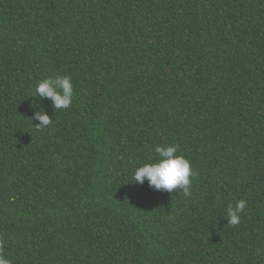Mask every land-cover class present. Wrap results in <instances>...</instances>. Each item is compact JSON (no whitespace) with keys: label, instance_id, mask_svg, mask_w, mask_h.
Segmentation results:
<instances>
[{"label":"trees","instance_id":"trees-1","mask_svg":"<svg viewBox=\"0 0 264 264\" xmlns=\"http://www.w3.org/2000/svg\"><path fill=\"white\" fill-rule=\"evenodd\" d=\"M157 146L190 196L135 184ZM0 239L12 264H264V0H0Z\"/></svg>","mask_w":264,"mask_h":264},{"label":"clouds","instance_id":"clouds-1","mask_svg":"<svg viewBox=\"0 0 264 264\" xmlns=\"http://www.w3.org/2000/svg\"><path fill=\"white\" fill-rule=\"evenodd\" d=\"M33 97L50 99L55 112L68 109L74 99L71 77L57 76L42 80L36 85ZM31 120L40 121L39 124H35L38 131L45 129L52 123V118L40 109ZM155 152L159 158L157 162L145 163L135 170L133 175L135 184L143 185L147 181L149 186L155 190L173 192L179 189L185 197L190 196L191 178L196 176L190 161L184 156L177 155L178 146H157ZM246 207L247 201L243 199L237 201L235 206L229 205L227 209L228 225H238L240 214L244 212ZM5 243L3 239H0V264H12L4 254Z\"/></svg>","mask_w":264,"mask_h":264}]
</instances>
